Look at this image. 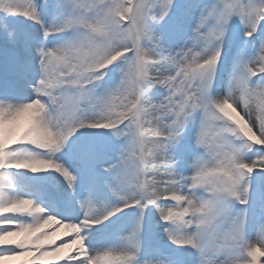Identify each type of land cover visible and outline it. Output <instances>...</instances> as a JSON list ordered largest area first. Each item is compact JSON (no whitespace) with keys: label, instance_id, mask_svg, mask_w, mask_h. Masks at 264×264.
Segmentation results:
<instances>
[{"label":"snow or ice","instance_id":"snow-or-ice-1","mask_svg":"<svg viewBox=\"0 0 264 264\" xmlns=\"http://www.w3.org/2000/svg\"><path fill=\"white\" fill-rule=\"evenodd\" d=\"M0 12V261L261 264L264 203L250 222V202L253 173L264 180V0H0ZM8 17L38 31L9 27ZM237 19L242 40L229 35ZM226 43L234 65L224 94H213ZM80 129L119 142L72 156L85 183L114 202L89 193L64 218L21 195L6 170H51L74 191L77 175L57 153ZM126 209L137 213L127 231L91 249L90 231ZM153 210L170 244L194 253L141 259ZM52 227L66 239L42 231Z\"/></svg>","mask_w":264,"mask_h":264},{"label":"rangeland","instance_id":"rangeland-1","mask_svg":"<svg viewBox=\"0 0 264 264\" xmlns=\"http://www.w3.org/2000/svg\"><path fill=\"white\" fill-rule=\"evenodd\" d=\"M52 1L53 0H49ZM3 13L0 12V17H3ZM20 17H8L7 23L9 27H22L29 31H35L31 27L25 26L21 21L19 20ZM230 36H235L236 39L242 40L243 39V25L239 22V20H235L234 25L232 29H230ZM246 52H251V45H248ZM236 53V49L234 46H229L227 43L225 45V55L222 57V63L221 67L218 70L217 75V84L218 87H214L213 94H220L223 95L226 91L227 87V79L231 72V69L234 65V56ZM114 69H116V65L113 66ZM221 78H223V82H221ZM119 79V72L118 69L110 73L109 76L105 77L104 80V86H110L117 82ZM158 92H161L159 89ZM152 99L154 101L159 100L160 96L153 94ZM103 134V135H101ZM111 137L109 132L106 133H98L97 135H94L92 139H88L86 142H83V145H78L76 150H80L83 146H90V145H96L99 150L102 149L103 140L107 139L108 137ZM71 142V139L68 143ZM192 143V131L189 129V131L186 133V139L181 142V150H183L184 145L191 144ZM67 146V145H66ZM86 147V148H87ZM181 153L177 154V158ZM251 156V154H249ZM72 161H75L72 159ZM178 170L183 171L185 174L190 172L191 170L186 168L185 166L181 165ZM6 172L10 176V178L13 180V184L16 186L17 190L20 192L21 195H28L31 196L33 199L37 201V197H39V194H41L42 189L40 188L41 185L37 182H33V179H37L40 173L32 174L31 172L25 171V170H14V169H7ZM253 188H252V201L250 202V222L253 217V215L257 218L260 216V205L264 203V180L259 179L258 173H253ZM78 187H74L75 192L78 190ZM82 188V187H80ZM83 189V188H82ZM84 190V189H83ZM95 198L98 200H103L100 195L95 194ZM67 199V198H66ZM69 199V198H68ZM37 203H41L45 208L48 209L49 212L62 216L64 218H72L76 215H73V212H71L69 209L71 206H65L63 204L57 205L54 200H43L42 202L37 201ZM68 203V202H67ZM60 204V203H59ZM70 207V208H69ZM239 207V205H237ZM73 210V209H72ZM72 213V214H71ZM132 215V213L130 212ZM129 214V215H130ZM122 216H120L121 218ZM119 218V219H120ZM133 218V217H132ZM116 218L114 222H112L109 226L103 228L104 226H101V229H99V234L101 239H107L113 236L115 233V223L119 220ZM159 220L158 214H155L153 210V214L146 213V225H148L151 229V233L148 236V244L145 247V251L141 255V259H165L168 261H180L185 259V249H178L175 245H171L168 241V238L166 235L162 233V230H157L155 227L156 222ZM60 229L61 233H64L65 229L60 228H53V229H42V231H49V232H55V230ZM126 232V230H121L120 233ZM38 235V233H37ZM55 233L52 235V239L54 238ZM9 239H21V237H11ZM157 240L159 242H157ZM11 246V245H9ZM45 247H48V245H45ZM144 247V246H143ZM161 249V251H158L157 249ZM65 251V250H63ZM62 251V253H63ZM195 250H190L189 252H193ZM61 253V254H62ZM12 257L6 258L3 261H0V264H22V261L25 259H30V257H19L14 258V262H11ZM46 264H63V262H55L56 259L52 257H46L45 258ZM37 264H41L40 261H37ZM261 264H264V258H261Z\"/></svg>","mask_w":264,"mask_h":264},{"label":"bare ground","instance_id":"bare-ground-1","mask_svg":"<svg viewBox=\"0 0 264 264\" xmlns=\"http://www.w3.org/2000/svg\"><path fill=\"white\" fill-rule=\"evenodd\" d=\"M53 2L47 0V4L50 6ZM38 4L41 6L45 5V0H38ZM46 18H50L46 16ZM19 20L21 23H23L27 27L33 28L35 31H38V26H33L32 23L28 20H25L23 17H20ZM159 89L154 90V94L158 92ZM108 131L104 129H80L75 136L71 138V142L65 146L64 150L60 153H57V157L66 164L67 166L71 167V170L74 174L77 175V181L74 185V187H78V190L75 192L72 189H68L67 184L64 183L62 177H59L58 174L55 172L49 170L48 172H42L39 174L37 179H33V182H38L40 188L42 189L41 194H39V197H37V201L42 202L43 200H54L57 205H65V206H71L69 209L71 212H73V215L79 214V208L77 201L80 199H83L91 193L92 197L95 198V194L100 195L103 200L106 201H113L112 194L107 190V188H104L102 191L96 188H90L84 181L83 178V170L80 168V166L76 163V161H72V156L78 152H82L87 146H83L80 150H76L78 145H83V142L87 141L88 139H92L94 135H97L98 133H106ZM103 135V134H101ZM111 135V134H110ZM108 141H112L113 143H119L115 141L114 137H108L107 139L103 140L102 149L107 144ZM105 163V161L101 160L99 164L96 165V170L100 171V164ZM82 187V188H80ZM67 198V199H66ZM69 198V199H68ZM96 199V198H95ZM68 202V203H67ZM60 203V204H59ZM73 209V210H72ZM132 213V215L130 214ZM72 214V213H71ZM130 214V215H129ZM136 211L133 209H126L124 213L119 214V216H122L116 223H115V233L112 237L107 239H101L99 234V229H101V226H104L103 228L109 226L117 217H113L111 221L105 222V224L98 225L95 228H93L89 233V247L91 249H96L100 247H107L112 243V241L115 239L116 235L121 232V230L127 231V224L131 222L132 219L135 218ZM133 217V218H132ZM52 228H45V229H53ZM98 230V231H97ZM55 236L53 240H55L56 244H59L62 239H66V237L63 236V233H61L60 229L55 230ZM151 233V229L148 225H146V231H145V239L144 244H148V236ZM254 235V232L252 233ZM191 249L185 250V254L189 252ZM68 249H65L61 256L68 253ZM195 251H193L194 253ZM11 262H14V258L11 259ZM55 262H63L62 260H56Z\"/></svg>","mask_w":264,"mask_h":264},{"label":"clouds","instance_id":"clouds-1","mask_svg":"<svg viewBox=\"0 0 264 264\" xmlns=\"http://www.w3.org/2000/svg\"><path fill=\"white\" fill-rule=\"evenodd\" d=\"M35 111H39L38 107L36 105L32 106ZM227 107V106H226Z\"/></svg>","mask_w":264,"mask_h":264}]
</instances>
